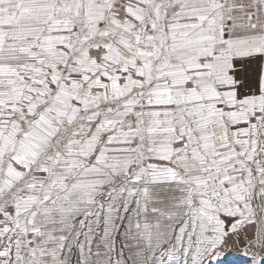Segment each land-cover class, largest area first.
I'll list each match as a JSON object with an SVG mask.
<instances>
[{"label": "snow or ice", "instance_id": "6c2138e0", "mask_svg": "<svg viewBox=\"0 0 264 264\" xmlns=\"http://www.w3.org/2000/svg\"><path fill=\"white\" fill-rule=\"evenodd\" d=\"M228 249L264 264V0H0V264Z\"/></svg>", "mask_w": 264, "mask_h": 264}, {"label": "rangeland", "instance_id": "374dc122", "mask_svg": "<svg viewBox=\"0 0 264 264\" xmlns=\"http://www.w3.org/2000/svg\"><path fill=\"white\" fill-rule=\"evenodd\" d=\"M218 261L219 264H246L244 256L237 249L225 250L218 258ZM213 264H217V261L213 260Z\"/></svg>", "mask_w": 264, "mask_h": 264}]
</instances>
